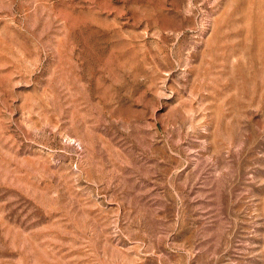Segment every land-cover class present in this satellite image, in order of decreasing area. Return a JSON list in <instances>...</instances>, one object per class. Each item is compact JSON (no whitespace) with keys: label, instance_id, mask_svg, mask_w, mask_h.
Returning <instances> with one entry per match:
<instances>
[{"label":"rangeland","instance_id":"1","mask_svg":"<svg viewBox=\"0 0 264 264\" xmlns=\"http://www.w3.org/2000/svg\"><path fill=\"white\" fill-rule=\"evenodd\" d=\"M0 264H264V0H0Z\"/></svg>","mask_w":264,"mask_h":264}]
</instances>
